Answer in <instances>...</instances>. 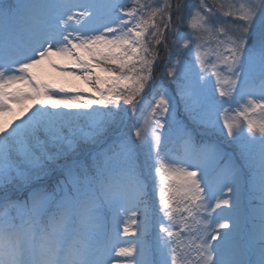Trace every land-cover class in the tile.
<instances>
[{
  "label": "snow or ice",
  "instance_id": "1",
  "mask_svg": "<svg viewBox=\"0 0 264 264\" xmlns=\"http://www.w3.org/2000/svg\"><path fill=\"white\" fill-rule=\"evenodd\" d=\"M185 8L0 0V264H264V0Z\"/></svg>",
  "mask_w": 264,
  "mask_h": 264
},
{
  "label": "rangeland",
  "instance_id": "2",
  "mask_svg": "<svg viewBox=\"0 0 264 264\" xmlns=\"http://www.w3.org/2000/svg\"><path fill=\"white\" fill-rule=\"evenodd\" d=\"M188 1V0H185ZM198 0L195 1V3H197ZM237 2H242V0H237ZM189 3V2H188ZM194 3V4H195ZM188 7H191V4L188 5ZM186 9L188 10V8L186 7ZM185 9V13L187 12V10ZM175 19V17H174ZM189 31V28L186 25H181L179 28V31L181 33H186L187 31ZM193 57H189L187 56L186 58H183L186 62H192L194 60V54H192ZM213 58L209 57V61H211ZM197 66V70H198ZM16 115L21 116L22 114L19 112V110H17ZM5 119H11V116L5 117ZM217 195H219V192L217 193ZM135 210V209H133ZM120 222L117 223L115 222L111 215L108 218V222H107V243L109 247H127L129 242H136V237H133L131 235H125L123 232V221L127 220L128 217L127 216H121L117 218ZM139 225H140V229L143 230L145 228V220H144V216L142 213L137 214L136 217ZM155 218L152 219L151 223L149 225H147V237L145 236H141V239H149L153 245L155 244V237H156V233L158 231L157 226L155 225ZM134 227V226H133Z\"/></svg>",
  "mask_w": 264,
  "mask_h": 264
},
{
  "label": "trees",
  "instance_id": "3",
  "mask_svg": "<svg viewBox=\"0 0 264 264\" xmlns=\"http://www.w3.org/2000/svg\"><path fill=\"white\" fill-rule=\"evenodd\" d=\"M192 1H191V6H192ZM169 44H168V48H171L172 50V54H173V57H175V51H176V46H171V38H169ZM173 45V44H172ZM167 57H168V50L167 49H164V51L160 53V60L162 61L161 63L158 64V66L156 67L155 69V75H156V78L157 80H164V82L167 83V77L164 73V63L163 61H166L167 60ZM212 83L214 84L215 83V78L213 77V80H212ZM218 95V93H217ZM228 107V105H224V107ZM234 107V105H233Z\"/></svg>",
  "mask_w": 264,
  "mask_h": 264
}]
</instances>
